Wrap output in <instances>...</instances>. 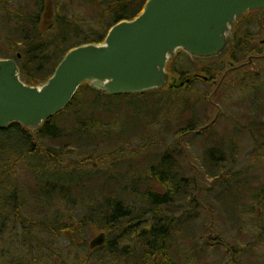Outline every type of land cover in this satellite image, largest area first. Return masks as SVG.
Masks as SVG:
<instances>
[{
	"label": "rangeland",
	"instance_id": "obj_1",
	"mask_svg": "<svg viewBox=\"0 0 264 264\" xmlns=\"http://www.w3.org/2000/svg\"><path fill=\"white\" fill-rule=\"evenodd\" d=\"M115 1L0 0V56L9 54L10 48H21V35L38 30L45 32V38L55 36L57 44L64 40L65 50L82 42L97 41L113 23L114 15L107 9ZM121 1H136L133 7L141 3ZM42 5L45 13L38 19ZM58 13L65 22L61 36L58 30H48ZM260 23L257 20L252 29L241 26L237 37L244 39L251 33L257 36L256 42L264 40V26ZM221 67L195 65L179 55L169 71L174 76H205L203 69ZM242 82L241 88H233L234 82L222 88L210 103L213 88L199 82L189 90L172 94L164 90L137 98L106 99L85 88L79 90L73 105L52 119L56 138L51 141L31 134L35 154L16 163L23 149L19 155L12 151L4 158L8 164L3 167L4 163H0L4 179L1 181L5 182L0 187V209L3 206V215L8 214L5 233L0 235V264H80V258L88 260L85 253L89 242L103 232L99 213L77 232L76 244H86L80 251L70 248V241L60 228L68 224L76 229L79 221L99 210L106 199L116 200L124 208H136L135 215L146 211V188L163 193L160 184L147 175L148 168L165 153L172 155L180 175L188 177L194 187L195 200L191 205L182 202L169 207L174 213L168 217L185 220L180 234L176 231V246L180 247L181 241L191 245L189 234L193 232L201 237L204 246L201 230L209 226L223 242L245 251L235 263L264 264V72ZM217 107L220 111L213 125L201 130L215 118ZM211 163L220 167L217 176L202 169H209ZM108 177L111 181L104 185ZM134 182L140 183L132 188L129 184ZM51 183L55 191L47 197L43 189ZM236 184L235 194L232 187L236 188ZM13 192L19 207L17 218L12 204H4L5 199L12 200ZM234 208L238 224L227 215ZM106 239L111 242V237ZM222 253V249L216 254L207 251L202 262L228 263ZM115 262L122 264L117 259L111 264Z\"/></svg>",
	"mask_w": 264,
	"mask_h": 264
},
{
	"label": "water",
	"instance_id": "obj_2",
	"mask_svg": "<svg viewBox=\"0 0 264 264\" xmlns=\"http://www.w3.org/2000/svg\"><path fill=\"white\" fill-rule=\"evenodd\" d=\"M144 7L136 20L110 29L103 44L68 53L45 84H24L16 62L0 60V129L17 123L40 128L84 83L104 96L162 90L169 77L166 65L176 52L196 64L219 61L230 49L234 24L247 12L263 10L264 0H149ZM104 242L99 235L90 248Z\"/></svg>",
	"mask_w": 264,
	"mask_h": 264
},
{
	"label": "trees",
	"instance_id": "obj_3",
	"mask_svg": "<svg viewBox=\"0 0 264 264\" xmlns=\"http://www.w3.org/2000/svg\"><path fill=\"white\" fill-rule=\"evenodd\" d=\"M145 2L146 0H141L138 7H135L136 1L125 2L116 0L114 3H109L107 12L113 14L114 17L113 23L109 24V28L105 30V35L112 26L116 25V23L135 19L138 14L141 13L143 9L142 6ZM133 3H135V8L132 6ZM42 7L44 8V5L39 9L36 18L38 16L41 17L45 13V11L42 10ZM118 13H121V15L116 16ZM53 18H51V20H53ZM36 23L38 25L41 24L40 20L36 21ZM54 23L55 24H51L48 30L51 31L53 29L55 33L58 30V33H60L61 36V33L65 30V22L60 13L56 16ZM30 33L31 34L27 33L28 35H21V48H17L18 50H14L16 48H10V53L0 56V59H16L21 73V80L24 83L33 86L45 83L49 80L50 76L57 68L56 66L65 55L71 51V49L82 46L83 44L101 43L105 38L104 35L97 41L82 42V44L71 46L69 49L65 50L63 47L64 40L57 44V42L54 41L55 36L48 35V38H45V32L43 33L40 30L36 32L32 31ZM17 53L20 54L21 59L16 58ZM84 87L89 89L87 85H84L82 88ZM89 90L91 91V89ZM91 93L97 97H103L98 93L95 94L93 91H91ZM42 125L43 126L34 133L37 138L44 136L51 141L56 138L57 132L54 124H52V120ZM104 136H107V134ZM33 146L34 141L30 132L26 131L19 124H12L6 128V130L0 129V163H4L3 167L9 162V160H4L7 154L16 151L19 155V151L23 149V153L20 154L16 160V163H19L25 161V159L31 154H35L33 152ZM213 151L215 150L212 149V151H210L212 152L210 153L212 158L215 153ZM168 154L169 153H165V155L161 157L159 156L156 159V162L151 164V167L148 168L149 173L147 175L152 177L153 181L160 184V187L163 188V193H155L151 188L145 187L146 192L143 199L148 206L146 211H139V213L137 212L135 215L136 208H130V206L124 208L120 202L106 199V203L101 204L99 210H93L90 212V215H87L85 221H79L76 225V229L68 224L65 225V227L62 226V228H60V233L63 232L66 235L65 238L70 241V248L80 251L82 247L85 248L86 244L80 246L76 244L75 239L77 232L86 226L84 224L86 221L90 223L94 220V217L96 216L95 213H99L100 217L98 214L97 216L98 221L101 223L100 231H105L104 234L108 236L109 239L111 237V242L107 243L106 240L102 248H96L94 250H90L87 246L89 251L85 254L88 256V260L84 257L80 258L79 262L82 261L80 264H111V261L114 259L121 261L122 264H205L202 262L204 260L203 257L206 255L205 252L211 251L212 254H216L220 249L223 251V256L228 259V263L225 262L223 264H237L235 263L236 257L244 254L245 251L240 249L238 251L233 244L223 242L217 234H214L215 232L210 229L209 226L203 227L201 230L204 236L202 238L204 246L200 243L201 237L197 236V233L194 232L189 234L191 245L187 246L184 244V241H181L182 245L179 244L178 246L180 247L176 246V231L180 234L185 224V220L181 219L180 221L178 218L174 219L173 215L168 217L169 213H174L169 207L173 206L174 203L181 205L180 203L182 202L191 205L195 198H193L194 187H192V182L188 177L180 175L176 167L178 164H176L175 159L171 157L172 155L169 156ZM87 162L88 160L83 163L87 164ZM209 165V169L207 166L202 169L205 172H211L217 176L220 167L214 163ZM1 167L2 165L0 164V168ZM1 180L4 181V179H2V174H0V187H4L5 182ZM108 181H111L109 177L106 178L104 185L108 184ZM139 183L140 182H134L129 185L133 188L134 185H138ZM54 187L55 185L52 183L45 184L43 194L48 197L49 193H54ZM232 188L236 194L238 185L236 184V188L234 186ZM60 192L63 191L61 190ZM14 194L15 192L11 195L12 200L9 199L8 201L5 199L4 204H12L13 215L16 217L18 216L19 207L17 206V200L15 199ZM1 196L2 195L0 194V197ZM234 198H236V196ZM1 204L2 199L0 198V205ZM247 205L248 204H244L242 206L247 207ZM231 210L232 211L229 209V211H227V215L234 224H238V216L234 213L236 208ZM7 215H3L2 206V210L0 209V235L5 233V227L8 221V217H6ZM261 235H263V233H261ZM182 236H184L186 241L188 240L185 233ZM119 242L124 243L120 245ZM23 245L26 246V244ZM118 245H120V247ZM200 256L202 257L201 259H199ZM114 264L117 263L115 262Z\"/></svg>",
	"mask_w": 264,
	"mask_h": 264
},
{
	"label": "flooded vegetation",
	"instance_id": "obj_4",
	"mask_svg": "<svg viewBox=\"0 0 264 264\" xmlns=\"http://www.w3.org/2000/svg\"><path fill=\"white\" fill-rule=\"evenodd\" d=\"M147 1L148 0H146V2ZM146 2L142 6L143 9H144V5L146 4ZM257 20L259 23L262 22L264 24V9L247 12L245 16H243L239 21L235 23V27L231 34L232 40H231L229 52L224 58L220 60V62L211 64V65H216V66L218 64L221 65L222 67L218 70H223V71L216 72L218 70L214 68L213 69L214 71H212L213 73H212L211 78L209 77L211 80L204 81L197 75L198 78H194L190 80V83L187 88H186V84H184L185 86L179 89L187 90L195 83L204 82L207 85L210 84L213 90L215 91V89L219 85L221 78L225 74H226V77L223 79L222 85L219 88V90H221L222 87H225L224 81H227L228 84L226 83V85H232V83L234 82L232 86L233 88H236V87L241 88L242 83H243L242 81L246 79L247 81L255 79L256 76L264 72V40H260L259 42H256L257 36L251 33H249L248 35H244V39L242 38L239 39L237 37L238 36L237 32L238 30L241 29V26L245 25V28L252 29L255 27L254 23H256ZM263 24H261V26H263ZM244 58H246V60H244ZM172 73H169L167 71V74H169V79H170L169 81H171V83H174L173 85L175 86H181L180 84L185 83L187 77H189L187 75L184 76L181 73L180 75L173 76L175 73L174 72ZM217 76H218V79H217ZM175 91H168V92H175ZM218 114L219 113L217 111L216 115ZM214 117L215 118L213 121H215L217 118L216 116Z\"/></svg>",
	"mask_w": 264,
	"mask_h": 264
}]
</instances>
